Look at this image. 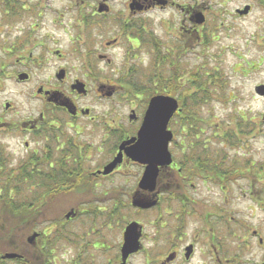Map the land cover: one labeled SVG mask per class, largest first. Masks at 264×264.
Returning a JSON list of instances; mask_svg holds the SVG:
<instances>
[{"label":"flooded vegetation","instance_id":"af4514ba","mask_svg":"<svg viewBox=\"0 0 264 264\" xmlns=\"http://www.w3.org/2000/svg\"><path fill=\"white\" fill-rule=\"evenodd\" d=\"M216 1L0 0V92L14 88L0 100V198L17 199L22 226L25 198L46 213L0 264H264V160L244 158V135L234 149L199 126L209 23L254 7ZM155 97L178 105L171 163L140 187L146 165L119 149ZM116 176L125 186L107 190ZM106 196L127 201L106 210ZM63 198L92 200L52 210Z\"/></svg>","mask_w":264,"mask_h":264},{"label":"rangeland","instance_id":"374dc122","mask_svg":"<svg viewBox=\"0 0 264 264\" xmlns=\"http://www.w3.org/2000/svg\"><path fill=\"white\" fill-rule=\"evenodd\" d=\"M222 1L217 0L216 4ZM254 5L251 12L244 16V19L230 18V15L224 17L225 22L219 21L213 24L209 23V27L214 25L212 40L206 37L201 46V61L199 62L204 68L211 67L212 70L220 72L227 81V95L224 103L218 101L214 94L211 103L204 108L202 113L204 116L212 114V128L218 134L219 131L225 129L223 123L231 124L229 117L234 116L240 111L244 116H248L249 121L254 123L257 131L256 134L250 135L245 144L244 158H252L259 162L264 160V99L258 98L254 94V88L264 84V10L257 6L253 0H244V4ZM223 5V4H222ZM243 5L241 0H230L221 7L216 5L217 10H223L230 14L231 10L240 8ZM224 6V5H223ZM207 27V30L210 28ZM206 43V46L204 44ZM244 71H242V69ZM1 89V88H0ZM14 88L4 87L0 92V100L8 98ZM18 105L24 103L23 100L15 99ZM32 105L25 104V110L31 111ZM108 106H106V110ZM232 129V125L228 126ZM208 132V131H206ZM208 136V134H207ZM234 150V149H233ZM236 151V150H235ZM235 154V152H232ZM242 154L241 151L237 152ZM240 156V155H239ZM128 177L116 176L105 182L107 190H117L118 187L125 186V179ZM247 187L244 183V192ZM92 199L69 198L57 199L52 205V210H68L71 205H79L81 202H88ZM121 201V202H120ZM127 201L126 197L106 196L104 204L107 205L106 210H111L113 202H119L121 205ZM250 203V202H249ZM117 206L116 210H129L126 207ZM244 210L248 207L246 198H244ZM250 206V205H249ZM9 253V252H8ZM6 254V253H3ZM2 254V255H3Z\"/></svg>","mask_w":264,"mask_h":264},{"label":"trees","instance_id":"16d2710c","mask_svg":"<svg viewBox=\"0 0 264 264\" xmlns=\"http://www.w3.org/2000/svg\"><path fill=\"white\" fill-rule=\"evenodd\" d=\"M253 1L264 10V0ZM199 88L201 92V99L197 104L200 107L199 126L211 127L213 126L211 120L212 114L204 116L202 111L204 108L208 107V103H211V98L214 94H216L219 102L224 103L227 95V81L220 72L212 70L211 67L204 68L200 65ZM193 105L195 104L192 102V106ZM229 119L232 123L222 124V126H225V129H223L225 131L218 132L217 142H226L234 149L237 148L236 145L242 143V135H244L245 147L248 141L247 138L259 131V129H256L254 123H251V120L249 121L245 113L243 116L240 111H237V113L234 116L231 115ZM230 125H232V129L228 127ZM24 203L25 222L22 226V214L21 211L18 210L17 199L10 200L8 198H0V255L8 252L16 253L24 236L34 230L35 219L46 214L44 211L39 213L37 209L34 210L40 206L41 202L39 203V200L25 198Z\"/></svg>","mask_w":264,"mask_h":264},{"label":"water","instance_id":"95a60500","mask_svg":"<svg viewBox=\"0 0 264 264\" xmlns=\"http://www.w3.org/2000/svg\"><path fill=\"white\" fill-rule=\"evenodd\" d=\"M249 10L250 7L246 6L243 10L238 11L237 14L240 16H246ZM200 23H203V19ZM253 91L255 96L263 98L264 84L256 86ZM177 107L178 105L173 99H165L162 97H155L151 99L138 131L137 139L121 145L119 149L121 152L124 150L126 145H130L125 149L126 157L146 165V169L139 183L140 187H145V184H153L157 175L158 167L167 166L171 163V155L168 151V144L171 142L172 135L169 131H166V127L172 114L177 110ZM120 159L121 155L119 153L113 162L104 168L102 174H110L116 165L119 164ZM132 205L134 207H148V205L142 204L140 201H133ZM129 233L130 227L126 229L124 234L126 240L124 248L131 247L127 244V241L129 240ZM31 239H33V237ZM17 257L18 256L16 254L10 253H6L2 256L3 259L8 260H12Z\"/></svg>","mask_w":264,"mask_h":264}]
</instances>
